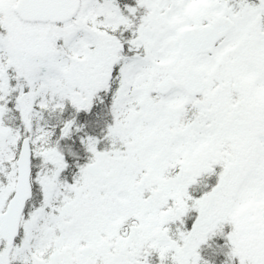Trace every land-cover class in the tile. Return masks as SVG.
Here are the masks:
<instances>
[{"label":"snow or ice","instance_id":"1","mask_svg":"<svg viewBox=\"0 0 264 264\" xmlns=\"http://www.w3.org/2000/svg\"><path fill=\"white\" fill-rule=\"evenodd\" d=\"M0 264H264V0H0Z\"/></svg>","mask_w":264,"mask_h":264},{"label":"trees","instance_id":"2","mask_svg":"<svg viewBox=\"0 0 264 264\" xmlns=\"http://www.w3.org/2000/svg\"><path fill=\"white\" fill-rule=\"evenodd\" d=\"M205 255H206V256H210V255H211V252L206 250V251H205Z\"/></svg>","mask_w":264,"mask_h":264}]
</instances>
